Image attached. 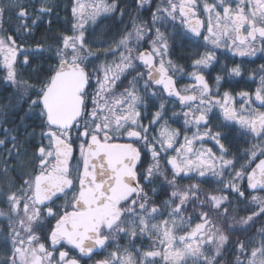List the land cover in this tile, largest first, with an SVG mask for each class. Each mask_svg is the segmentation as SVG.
I'll list each match as a JSON object with an SVG mask.
<instances>
[{
    "label": "snow or ice",
    "instance_id": "1",
    "mask_svg": "<svg viewBox=\"0 0 264 264\" xmlns=\"http://www.w3.org/2000/svg\"><path fill=\"white\" fill-rule=\"evenodd\" d=\"M150 2L137 0L136 7ZM55 8L52 0H0L2 79L16 87L12 99L27 102L39 119L42 141L33 154L38 162L34 173L19 185L0 189V203L7 208L0 217L9 222L0 264H81L122 236L152 239V248L142 253L133 249V257L127 248L117 247L94 264H155L157 257L164 264H219L217 257L229 238L216 222L229 220L231 198L258 208L236 221L241 231L264 216V197L253 195L264 191V64L252 74L253 79L258 75L259 86L239 93L221 89L226 78L242 76V65L225 64L211 83L203 70L220 63L221 49L242 58L264 57V0H161L150 23H137L139 17H133L130 30L126 27L115 47L107 49L105 55L113 61L91 71L90 58L98 56L90 46L88 26L102 15L123 18L126 9L119 0H73L68 27L52 44L25 47L22 37L32 36L41 24L51 31ZM6 13H14L15 28L4 29ZM205 14L206 19L199 18ZM165 25L186 28L204 49L190 57L193 70L187 75L192 84L177 87L175 76L185 69L169 58L175 33L162 32ZM45 52L55 63L43 77L32 82L20 76L18 66L30 65V57ZM18 56H23L20 65ZM168 97L176 98L180 112L168 107ZM12 99L0 107L5 136L0 148H7L9 132L15 131L6 127L15 123L9 118ZM176 119H182L181 127L171 126ZM214 119L238 125L242 136L256 141L243 153L247 163L239 169L222 143L226 134L219 130L229 124L213 130ZM10 139L13 147L4 155L16 159L20 145L14 136ZM206 140L214 142L219 154L203 147ZM193 173L200 178L210 173L219 187L207 193H201L198 183L177 187L178 179H191ZM157 180L172 189L161 204L155 200ZM189 204L199 220L190 229L184 227L192 220L184 215ZM158 216L167 219L153 222ZM233 226L228 224L229 230ZM177 231L184 234L177 236ZM258 231L260 239L250 247L237 241L244 257H237V264H264V228Z\"/></svg>",
    "mask_w": 264,
    "mask_h": 264
},
{
    "label": "trees",
    "instance_id": "2",
    "mask_svg": "<svg viewBox=\"0 0 264 264\" xmlns=\"http://www.w3.org/2000/svg\"><path fill=\"white\" fill-rule=\"evenodd\" d=\"M161 0H151L150 4H145L143 8L137 9L136 4L137 0H119L121 8L126 9V13L121 18L117 13L116 15L101 16L98 18V21L95 25L88 26V40L92 51L98 56V59L90 58L91 63L89 64V71L95 67H100L102 64H110L113 61V57L110 55H105L106 51L110 47H115L116 42L121 39L122 35L125 33L126 27L130 30L132 18L139 17L137 23H150L152 18V13L155 11V8L160 4ZM199 3H203V0H198ZM52 3L56 5L54 15L52 17L53 23L51 24V31L48 30V25L41 24L40 27L34 32L30 37H22L25 47L35 48L37 43H42L43 47L47 48L49 44L53 43V38L59 34L63 33L68 24L66 21L71 18V7L73 0H52ZM9 15L12 16V19L9 20ZM206 15V14H205ZM204 15V16H205ZM47 19V17L45 18ZM206 19V18H205ZM18 21L15 19L14 13L5 14V23L3 25L4 29L15 28ZM160 26V25H157ZM161 31L165 32L166 35H173L175 33L174 39L170 40L169 43L174 45L172 48L171 56L169 57L173 64L178 67H183L185 69L184 74H177L175 77H181V85L188 84L189 80H186L188 72H191L193 69L191 67L192 61L190 57L194 56L198 51L203 52L204 49L199 46V42L193 41L191 34L186 31V28H173L171 25H165L161 27ZM51 53L45 52L43 55L36 54L30 57L31 64L26 66H18L17 72L25 79H30L32 82H35L36 77H43L50 65H54L55 60L48 59ZM220 63L216 64L215 67L211 68L208 77L210 82L213 78L220 72V64L225 62L229 63V67L239 64L242 65V76L240 79L251 78L253 73H256L259 69L257 65H247L248 63L260 64L264 63V57L256 56L252 58H239L237 56L233 57L231 54L220 50L218 52ZM23 60V56H18L17 64L20 65ZM143 71V68L140 69ZM6 70L3 67L2 62H0V107L4 104L9 103V100L14 97V93L17 91L14 85H11L5 82L2 77H4ZM136 73L133 72L128 76V79H132ZM256 79H259L258 75ZM239 79V77H238ZM227 81V80H226ZM124 84H127V80L124 81ZM122 89H117L121 91ZM159 90V89H158ZM8 98V99H6ZM168 107L177 112L181 111V107L176 101L169 100ZM19 97L12 99L15 107L10 110L9 118L14 120L15 123H10L6 127L10 130L15 129V131L9 132V143L7 148H12L13 144L11 142V137L16 138V142L20 145V156L16 159H9L4 155L7 148H0V189L7 190L8 186L11 184L13 186L19 185L22 178L27 179L30 175L34 173L35 163L33 154L36 151V147L42 143L40 138L41 129L38 127L40 121L35 115L34 112L30 113L28 109L27 102H17ZM153 103L158 104V101L153 100ZM154 111L155 109H150ZM15 113H18L16 115ZM26 113L28 115L26 116ZM20 117H25L20 119ZM218 120H213L212 125ZM147 121H145L146 123ZM174 127L182 126V119H176L172 124ZM33 132L35 135H33ZM226 134V139L223 140L224 144L230 149V152L236 158H243V150H247L251 144L256 143L250 140L248 136H239L238 132L224 131ZM0 139H5L4 133L0 130ZM247 141V143L245 142ZM47 143V141H43ZM247 148V149H246ZM7 160V165L4 164V161ZM76 162V161H75ZM7 167L9 171L4 172V168ZM171 178V177H169ZM164 185L162 181H156L157 195L155 197L156 203L161 204L164 200L168 199L169 194L163 193ZM163 189V190H162ZM161 193V194H160ZM151 195V193H150ZM257 196L264 197V192H259L253 194ZM2 199V198H0ZM203 199V198H201ZM232 205L229 208L230 218L228 221H217L216 223L224 229V234L228 236L229 243H227L222 249L221 255L217 257L219 264H237V257L241 260L244 259L243 256H240V253L237 248V241H242L251 246L252 242H258L260 239L259 231L261 228H264V216L258 217L255 220V223L252 227L248 228L246 231L240 230V225L236 223L240 218L246 217L251 214L252 210H258L255 204L249 202H239L236 197L232 198ZM60 203V201H58ZM188 211L184 213L186 217H192L191 223H186L184 227L191 228L194 227L196 223H199V220L196 219L194 214V205L189 204ZM0 211L7 212V208L4 204L0 203ZM196 212L199 209H195ZM162 219H167L166 216L156 218L155 223H159ZM233 224V228L229 230L228 224ZM9 222L4 218L0 217V259L4 258L5 252L7 250V245L3 243V237L8 236ZM178 235L184 234L181 231L176 232ZM153 240L148 238H137L135 240L130 239L127 236H122L118 239V242L112 244L108 248L99 251L98 255H95L92 260H82L81 264H94L95 261L105 259L110 252L116 250L119 247L121 250L127 248L130 252L135 253L133 249H142L147 250L149 247H152ZM156 250H159L157 248ZM214 249L209 248L208 251L211 252ZM76 255V253H72ZM123 254V252L121 253ZM164 263L162 259H156V264Z\"/></svg>",
    "mask_w": 264,
    "mask_h": 264
},
{
    "label": "flooded vegetation",
    "instance_id": "3",
    "mask_svg": "<svg viewBox=\"0 0 264 264\" xmlns=\"http://www.w3.org/2000/svg\"><path fill=\"white\" fill-rule=\"evenodd\" d=\"M222 51H224V50L222 49ZM227 53H229V54L232 55L231 52H227ZM232 56L235 57L234 55H232ZM257 56H260V54H257ZM237 57H239V56H237ZM239 58H242V57H239ZM245 58H252V57H245ZM225 64L229 66V63L228 62H225L223 64H220L219 65L220 66V68H219L220 71L224 67ZM261 64H264V63H260V64L248 63L247 65H250V66L257 65V66L260 67ZM210 69L211 68L204 69L203 70L208 80H209L208 73H209ZM256 78L253 79L251 77V78H244L242 80L240 79V77H239V79H238V77L226 78L227 81L224 83V88H222L221 91H223L224 89H228V90H230V91H232L234 93H239L240 91H254L259 86V79H256ZM175 79L177 80V86L178 87H183L184 85H188V84L194 83V81L188 75L185 77L186 80H189L188 84L186 83V84H182L181 85V82H180L181 77L180 78H176L175 77ZM209 82H210V80H209ZM236 99H237V108H238L239 107V97H237ZM154 100L158 101V99H154ZM223 123H228L229 124V127L220 128L219 129L220 131L224 132L226 130V131H230V132H238L239 136H242L240 134V131L238 130L239 129V126L238 125L233 126L232 125V122H224L222 119H219L218 121H216L214 123V125H212V123H211V126H212L213 130H216L217 129V126L218 125H221ZM171 126L174 127V125H171ZM189 135H190V133H189ZM248 137L250 138V140H252L253 142H255L252 137H250V136H248ZM222 143H224V141H222ZM195 146L197 148H199L201 145L200 144H197ZM225 146H226V144H225ZM203 147L204 148L211 147L214 152H216L217 154H219L218 147L215 146L214 145V142L211 141V140H206V142L203 144ZM250 147H251V144H250L249 148ZM243 151L245 152V150H243ZM243 153H242V157L243 158H236V166H237L238 169H239V167H240L241 164H246L247 163V157H245L243 155ZM76 155H78V153ZM232 156H233V154H232ZM232 156H230L228 158H232ZM75 161L76 160L73 159V160L70 161V163L74 166L77 163V161L76 162ZM161 166H163V162H161ZM190 175L193 178L190 179L189 177L185 176L182 179H178L177 180V187L178 188H184V189H186L189 185H191V184H197L198 183L199 186H200L201 193L211 192L213 189L219 187V185L215 183V178L212 177L210 173L208 175H206V177H204V178H200V177L196 176L195 173L190 174ZM225 178H227V173H225ZM240 184H241V187L242 188H245L246 187V184H247L246 179L243 180V181H241ZM163 189H164L163 193H166V195L169 194L171 192V190H172L171 187L168 186V185H164V188ZM253 194H256V192H254ZM201 198H203L202 195H201Z\"/></svg>",
    "mask_w": 264,
    "mask_h": 264
},
{
    "label": "rangeland",
    "instance_id": "4",
    "mask_svg": "<svg viewBox=\"0 0 264 264\" xmlns=\"http://www.w3.org/2000/svg\"><path fill=\"white\" fill-rule=\"evenodd\" d=\"M199 18L203 20V19L206 18V15H205V16H204V15H201ZM221 50H222V49H221ZM256 196H257V195H256ZM169 227H171V225H169ZM176 235L179 236L177 233H176ZM151 248H152V247H149L147 250H151ZM147 250H142V249H140V252L142 253L143 251H147ZM159 250H161V249H159ZM159 250H158V251H159ZM132 255H133V257H135L136 253H133ZM156 259H159V257H157ZM163 262H164V261H163ZM155 264H156V261H155ZM161 264H164V263L161 262Z\"/></svg>",
    "mask_w": 264,
    "mask_h": 264
},
{
    "label": "water",
    "instance_id": "5",
    "mask_svg": "<svg viewBox=\"0 0 264 264\" xmlns=\"http://www.w3.org/2000/svg\"><path fill=\"white\" fill-rule=\"evenodd\" d=\"M169 98H171V99H175V100H176V98H175V97H169Z\"/></svg>",
    "mask_w": 264,
    "mask_h": 264
}]
</instances>
